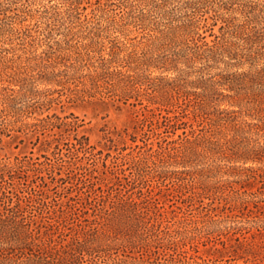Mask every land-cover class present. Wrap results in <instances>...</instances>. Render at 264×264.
<instances>
[{
    "label": "rangeland",
    "instance_id": "1",
    "mask_svg": "<svg viewBox=\"0 0 264 264\" xmlns=\"http://www.w3.org/2000/svg\"><path fill=\"white\" fill-rule=\"evenodd\" d=\"M187 1L11 4L27 10L18 20L31 32L25 40L0 36V71L10 66L0 90L13 88L17 106H33L1 126L0 160L24 163L15 180L41 241L14 248L5 264H264V153L248 152L261 149L264 137L247 132L232 140L231 127L212 119L237 110L240 121L259 122L227 85L212 84L218 74L264 67V58L189 60L184 47L159 40L168 25L194 18L196 36L209 44L224 38L251 47L234 25L252 19L258 49L264 0ZM50 50L62 58L40 64ZM27 58L29 74L10 82L6 72ZM128 80L133 86L123 93ZM210 140L231 141L222 152ZM233 167H253L257 178ZM134 203L145 217L134 214ZM143 220L179 243L159 249L152 234L138 235ZM80 243L83 261L78 252L71 262L58 258Z\"/></svg>",
    "mask_w": 264,
    "mask_h": 264
},
{
    "label": "trees",
    "instance_id": "2",
    "mask_svg": "<svg viewBox=\"0 0 264 264\" xmlns=\"http://www.w3.org/2000/svg\"><path fill=\"white\" fill-rule=\"evenodd\" d=\"M211 1L212 0H189L186 4H208ZM18 2L19 0H10L5 2L4 4H9L8 6H4L0 3V36L4 39L6 37V39L10 41H14L16 39L25 40L28 36H30L31 32L29 26H25L22 22H20V20H18L22 16L27 17V10H24L23 8H12L11 4H18ZM121 2L122 4L131 5L167 4V0H162V2H158V0H121ZM74 3L78 4V0H72L71 4ZM243 4H249V2H245ZM17 10L19 12H17ZM8 12L12 14H8ZM143 17H146L145 13H141L138 16L141 20ZM258 17L259 15L256 14L254 18L257 19ZM193 19L194 18H192L190 22L182 24L168 25L166 30H161L160 33L162 36L160 35L159 40L163 41L164 45L173 44L175 46H181V48L184 47L183 51L188 53V55L189 53L191 54L190 59L188 58L189 60H196L197 58L199 59L205 56L208 60L223 62L225 57H229L231 59H240L242 62L232 64L238 65L243 63V61L254 63L258 59L264 58V45H261L255 50L252 48L253 44L260 42L258 37L261 36V34H258L257 31L253 33L252 30H250L248 25L252 22V19H246L243 24L234 25V31L237 37L242 39L241 35L247 34V36H243V40L247 44H251V47L245 48H240L241 45L239 42L230 41L224 38L218 39L213 44H209L201 35L196 36V28L199 27V24ZM247 30L250 31L246 33ZM60 58H62L60 54H58L55 50H50L49 52H46L45 57L41 56L38 58V62L40 64H45L44 61H49V63H51L50 66H52L54 63L59 62ZM3 59L4 58L2 57L1 60ZM32 59L27 58L25 61L27 64H21L19 66L16 65L13 68V71L9 73L6 72L10 82H21L26 78V75L29 74V70L33 68V65L30 64ZM9 68L10 66L7 65L3 70H1L0 77L3 76L4 71H8ZM218 76L219 79L214 81L212 85H227L230 91H234V94L229 96L236 102L238 101L239 103L246 104V113L248 112L249 115L256 117L259 122L240 121L237 110L224 111L217 109L218 111L215 119L212 118L214 124L220 126H230L234 132L232 140H238L239 137L247 132H253L256 135L264 137V67L243 72H233L227 74L222 73L218 74ZM128 82L129 87H126L123 93L130 92L128 89L133 86V84H131V80H128ZM24 87L25 85L23 82L22 88ZM9 89H11L12 93L6 88L0 90V129L3 125H13L17 121L16 119L18 117L26 115L28 112L26 108H31L33 106L32 104H22L21 106H17L18 101L15 95L16 91L13 88ZM216 92L217 89L215 87L211 88V94H216ZM224 113L225 115H223ZM12 117H14V119H10ZM7 119L9 120L7 121ZM229 141L231 140H227L225 142H222L221 140H210V143L217 145L223 152L225 151V144L228 145ZM260 148L261 149H251L248 152H255V154L264 153V146ZM261 155H263L261 157H264V154ZM23 166V162L11 165L8 162L0 160V264H5L13 259L12 252H14V248H18L22 244H34L41 241V239L38 240L39 238L34 236L35 228L33 225L31 226L35 219L33 218L34 215L29 214V210L31 208L30 201L27 200L26 196L20 194V192H22V188L15 180V172L22 170ZM233 168V172L237 174L245 175L247 178H257L258 171L253 167ZM133 210L134 214L145 217L143 213H141L142 211L137 208L136 203H134ZM139 222L142 223V225L145 223V225L141 227ZM139 222H137V224H139L137 225L138 235H144L148 238L149 235L152 234L154 237V243H157L156 247H159V249H166L168 244L170 245L169 247H171V245L179 243L166 231L160 232L156 229L154 230V224L151 227H148L146 225L147 221H144V223L142 221ZM129 241L132 242L133 240L130 239ZM87 242L88 241H86V243ZM42 243L43 242H40V244ZM86 243H80V246H77L78 244H73L70 247V250L65 251L63 255L59 254L58 258H63V261L71 262L76 259L75 256L78 252V257H80L83 261V251L86 250L84 248ZM133 243H135V240ZM40 244L37 245L40 246Z\"/></svg>",
    "mask_w": 264,
    "mask_h": 264
}]
</instances>
